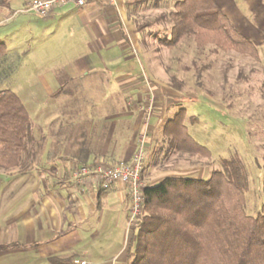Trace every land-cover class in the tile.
Instances as JSON below:
<instances>
[{"label":"rangeland","instance_id":"rangeland-1","mask_svg":"<svg viewBox=\"0 0 264 264\" xmlns=\"http://www.w3.org/2000/svg\"><path fill=\"white\" fill-rule=\"evenodd\" d=\"M123 1V7L129 8L135 15L133 24L141 26L156 20L158 16H167L177 0H161L158 7L155 1H150L134 8L127 4L133 0ZM236 3L241 11L242 3L240 0H236ZM7 19L4 26L0 25V40L6 45L5 64L0 65V69L12 66L14 70L6 80L0 79V90L14 92L22 100L29 117L35 114L41 119L39 131L36 123L32 122L34 140L45 129L51 133L55 126L64 129L55 132L58 133L56 136H60V133L66 137L76 135L79 127L77 120L84 114L102 112L106 118L108 113H118L116 110L120 103L130 104L132 100L128 95L124 94L122 99L119 97L120 90L114 77L122 70L135 68L134 74L141 78L149 75V70L154 74L161 73L164 78L168 77L164 83L172 92L175 91L171 88L170 79L176 77L184 83L178 107L185 108L186 116L196 117L194 124H186L188 132L210 151L211 157L206 159L175 153L161 164L160 157L166 151L165 147L161 148L162 137L157 142L151 138L146 142L141 180L146 185H154L158 182L152 183L151 179L173 172L206 179L212 171L220 169L222 159L237 156L248 177L246 215L254 216L260 210L264 204L261 189V161L264 154L263 53L261 63L255 65L251 72L249 69L254 65L252 59L234 52L215 53L211 47L197 51L192 37L183 38L172 50L165 49L158 41L170 37L171 23L168 19H159L147 25L143 31L125 35L126 48L121 45L125 41L121 43L118 39L102 45L93 39L89 28L80 26L77 20L67 26L70 33L64 28L57 30L58 23L46 27L48 24L33 14L16 12L8 15ZM80 62H88L93 67L86 68L84 74L78 76L75 67ZM48 74L57 82L60 90L54 96L39 99L43 104L39 107L28 93L39 96V86L46 83ZM44 108L49 111L48 116H39ZM151 108L149 125L163 123L165 115L161 121L154 117L156 108L160 109L158 102L152 103ZM66 119L75 123L71 125ZM156 156H159L157 161L160 163L150 164ZM116 203L114 200L103 207V221H106V234L113 238L111 247L123 248L130 235L122 220L123 209L111 208Z\"/></svg>","mask_w":264,"mask_h":264},{"label":"crops","instance_id":"crops-1","mask_svg":"<svg viewBox=\"0 0 264 264\" xmlns=\"http://www.w3.org/2000/svg\"><path fill=\"white\" fill-rule=\"evenodd\" d=\"M32 1L0 0V25L4 26L8 15L16 12L35 15L30 9ZM215 1L239 33L257 45L259 60H252L254 65L249 69L254 71L255 65L262 61L261 54L264 55V0H240L241 11L236 0ZM122 2L119 0L116 7L103 2H90L83 8L67 6L54 9L46 19L37 17L48 24L46 27L58 23L57 30L64 28L70 33L67 26L77 20L80 26L89 28L93 39L102 45L118 39L121 43L125 41L121 45L126 48L128 43L124 36L137 32L133 24L136 18ZM78 65L75 67L78 76L83 75L86 68L93 67L88 62ZM148 67L150 69V65ZM135 70H122L114 76L120 90L119 97L122 99L124 94L128 95L132 100L130 104L120 103L118 113H108L110 116L106 118L102 112L84 114L76 122L79 125L76 135L66 137L60 133L56 136L58 133L55 132L64 130L61 126H55L51 133L45 129L35 140L40 149L34 159L39 165L21 173L0 172V264H49L52 257L66 260L72 256L90 264H128L131 237L125 247H111L113 238L106 234V221H103V207L116 200L117 205L111 208L123 209L122 220L126 224L128 198L125 186L117 183L110 190L101 191L90 182L74 185L66 176L69 164L88 166L129 162L142 133L148 136L147 142L156 139L164 122L179 108L181 94L166 88L167 76L164 78L161 73L154 74L149 70V75L143 72L145 75L141 78L134 74ZM48 76L46 83L39 86V96L28 93L39 107L43 105L40 102L43 98L54 96L60 90L57 82ZM149 97H152L153 104H159L160 109L156 108L154 117L161 121L166 116L163 123L151 126L150 118L145 125ZM48 112L44 108L39 116H48ZM31 117L39 131L41 119L35 114ZM66 121L71 125L75 123L70 119ZM168 176L180 178L188 175L173 172L150 181L159 182Z\"/></svg>","mask_w":264,"mask_h":264},{"label":"trees","instance_id":"trees-1","mask_svg":"<svg viewBox=\"0 0 264 264\" xmlns=\"http://www.w3.org/2000/svg\"><path fill=\"white\" fill-rule=\"evenodd\" d=\"M150 1L158 7L161 0H133L127 4L134 8ZM159 19L171 23L170 37L158 41L165 49L172 50L183 38L192 37L197 51L211 47L215 53L234 52L259 60L257 45L239 33L215 0H177L167 16L136 24V31H143ZM5 53V42L0 40V65L5 64ZM13 70L12 66L0 69V79L6 80ZM170 85L178 93L184 89V83L176 77H171ZM23 106L14 92L0 90L2 173H21L39 165L34 158L40 147ZM185 112L179 107L153 139L157 142L161 136V148H166L161 164L175 153L211 157L210 151L189 134L186 124H194L196 117L186 116ZM158 157L150 164L160 163ZM261 162L264 193V154ZM219 164L220 169L206 179L168 176L143 188V214L130 232L128 264H264V204L254 216L246 215L248 177L242 161L232 156ZM143 173L144 168L141 179ZM74 259L52 257L48 263L72 264Z\"/></svg>","mask_w":264,"mask_h":264},{"label":"built area","instance_id":"built-area-1","mask_svg":"<svg viewBox=\"0 0 264 264\" xmlns=\"http://www.w3.org/2000/svg\"><path fill=\"white\" fill-rule=\"evenodd\" d=\"M90 2H103L107 6L116 7L119 0H34L30 9L41 19H46L56 8L73 6L83 8ZM152 97L148 98V107L145 116L147 124L151 112ZM147 135L145 132L139 137L138 146L127 163L116 165H106L95 163L92 165L69 164L67 177L74 185H84L86 182L93 183L99 190L108 191L113 185L120 183L125 186L128 198V211L126 219V231L129 238L132 236V229L143 214L142 210V190L146 186L141 180V173L145 161V147ZM72 264H90L82 259H74Z\"/></svg>","mask_w":264,"mask_h":264}]
</instances>
